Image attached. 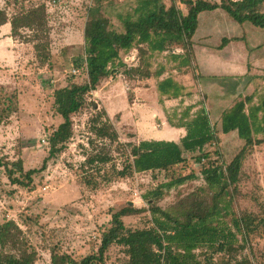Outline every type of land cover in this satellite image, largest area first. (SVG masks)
<instances>
[{
	"label": "rangeland",
	"instance_id": "1",
	"mask_svg": "<svg viewBox=\"0 0 264 264\" xmlns=\"http://www.w3.org/2000/svg\"><path fill=\"white\" fill-rule=\"evenodd\" d=\"M164 1L167 6L171 4V0ZM38 2L40 0H0V8H7L9 15H13L17 7H29ZM96 2L101 3L111 26L122 31L120 15L132 12L137 0H58L56 4H47L51 58L45 65L36 55L30 30L23 28L14 37L10 22L0 27V115L9 105L13 107L10 117L1 118L0 155L10 165L16 163L24 171L38 169L34 173L35 189L28 190L12 185L5 167L0 166V224L15 219L28 232L19 215L24 212L38 216L39 225L28 233L41 253L35 264H51L50 251L45 249L51 242L77 259L97 252L101 233L111 225L112 213L131 202L146 210L124 217L126 225L134 229L153 226L145 194L171 177L196 174L201 168L197 151L189 153L186 161L169 175L165 171L130 170L125 176H119L114 167L122 169L127 162L126 156L117 153L112 163H97L93 170L82 169L89 153L102 147L114 148L110 140L98 139L92 131V119L97 113L107 112L108 116H103L102 120L110 118L124 143L138 142L157 132L162 133V139L179 141L182 137L178 133H186V129L180 131L174 127L186 121L184 112L190 108L193 115L204 106L219 138L204 150L211 154V160L220 156L229 163L243 146V140L236 131L227 134L221 131L222 113L246 95L255 93L258 100L264 92V28L249 21L239 23L221 8L202 12L193 37L194 54L196 49L205 48L215 54V58H207V62L202 63L203 58L199 60L195 54L192 65L195 74H192L191 66L177 68L178 61L172 55L185 51L172 45L150 59L152 71L162 65L165 67L159 78L129 76L128 68L121 66L87 95L84 107L72 117L71 136L44 166L50 152V137L64 120L58 110L64 91L69 85L87 80L86 69L80 65L84 63V29L88 9ZM177 3L187 12L181 0ZM223 38L231 41L221 47ZM132 50L129 58L130 52L122 53L128 67H136L140 62L139 49ZM207 65L219 73H204L202 69ZM167 76H173L184 85L181 97L160 95L158 81ZM98 167L100 171L96 170ZM85 176L90 177L92 184L85 182ZM202 187H206L203 179L194 178L164 190L156 202L168 209L192 192H201ZM237 189L233 209L250 213L255 222L263 219L264 144L247 155ZM209 192L208 188L203 192L208 199ZM41 232L47 234L46 240L42 239ZM196 253L201 256L204 249ZM240 254L248 255L256 264H263L264 224L251 234ZM125 256L121 246L113 245L105 264H120L119 260Z\"/></svg>",
	"mask_w": 264,
	"mask_h": 264
},
{
	"label": "trees",
	"instance_id": "2",
	"mask_svg": "<svg viewBox=\"0 0 264 264\" xmlns=\"http://www.w3.org/2000/svg\"><path fill=\"white\" fill-rule=\"evenodd\" d=\"M51 2L40 0L29 7H17L13 15H9L7 8H0V27L10 22L14 37L23 28L30 30V40L42 65L51 58L47 5ZM181 4L187 6V12L177 0H171L168 6L164 0H137L132 12L120 15L122 31L111 26L100 2L89 7L84 29V63L80 64L86 69L87 80L66 87L64 99L58 107L64 120L50 137V152L44 166L63 149L65 140L71 136L72 117L84 107L87 95L118 72L121 66L128 68L129 76L159 78L165 67L162 65L152 71L150 59L156 53L178 45L185 53L172 55L178 61L177 68L191 66L192 74H195V66H192L195 60L193 37L202 12L221 8L239 23L249 21L264 28V0H181ZM229 41V38H223L220 46ZM136 47L140 54L139 65L128 67L123 62L122 53L131 52ZM157 88L160 95L167 98H179L184 92V85L173 76L160 78ZM255 95H246L222 113L221 131L226 134L236 131L243 140V146L229 163L220 156L211 160V154L204 150L206 145L219 140L204 106L193 115L190 108L184 112L183 120L186 121L177 126L184 127L186 134L179 141L143 139L124 143L110 118L102 120L103 116H108L107 112L97 113L92 119V131L98 139L110 140L114 148L105 150L102 147L89 153L81 165L82 169L93 170L97 163H112L116 161L114 154L117 153L126 156L127 162L122 169L114 167L119 176H125L130 170L138 173L165 171L169 175L176 166L186 161L189 153L197 151L200 152L197 159L201 161V168L196 174L171 177L145 194L153 226L128 227L124 217L146 210L128 203L112 213L111 225L101 233L97 252L77 259L51 242L45 247L50 251V263L105 264L111 246L119 245L126 255L119 260L120 264H256L248 255L241 256L240 253L247 246L251 234L264 224V218L255 222L250 213L233 209L243 162L252 150L264 144V92L258 100H255ZM8 108L2 111L0 122L1 118L10 117L13 107L9 105ZM206 159L208 162H205ZM0 166L5 167L12 185L35 189L34 173L38 169L24 171L16 163L10 165L1 155ZM198 177L206 185L201 192H192L168 209L157 204L156 199L163 195L164 190ZM85 179L87 184H92L90 177L85 176ZM205 188L210 191L209 199L203 194ZM19 219L28 227V232L15 219L0 224V264H35L41 258L38 247L29 237L30 231L39 225L38 216L23 212ZM41 234L46 240L47 234ZM198 249H204L203 255L196 253Z\"/></svg>",
	"mask_w": 264,
	"mask_h": 264
},
{
	"label": "crops",
	"instance_id": "3",
	"mask_svg": "<svg viewBox=\"0 0 264 264\" xmlns=\"http://www.w3.org/2000/svg\"><path fill=\"white\" fill-rule=\"evenodd\" d=\"M199 47V46H198ZM195 54H196V56H199V60L201 59V58H203V60H201L202 61V63L204 62V63H206L207 62V58H209V60H210V58L211 57H213V58H215V54H212L210 51H208L207 49H205V48H202V49H196V52H195ZM209 54H211V56L209 55ZM202 66V65H201ZM203 67V66H202ZM203 72L204 73H206V74H208V73H219V72H216V71H214V70H212V69H210V66L209 65H207L206 67H204L203 69ZM199 82H201V80H199ZM200 85H201V83H200ZM174 128H177V129H179L180 131H183L185 128L184 127H174ZM186 133H185V131H184V133H178V135L179 136H181V137H183L184 135H185ZM163 137H162V133H160V132H157V133H155L154 135H149L148 137H144V139H158V140H161ZM166 138V137H165ZM165 140H169V139H165Z\"/></svg>",
	"mask_w": 264,
	"mask_h": 264
},
{
	"label": "built area",
	"instance_id": "4",
	"mask_svg": "<svg viewBox=\"0 0 264 264\" xmlns=\"http://www.w3.org/2000/svg\"><path fill=\"white\" fill-rule=\"evenodd\" d=\"M56 3H57V0H53V1H52V4H56ZM133 51H134V50H132V51L130 52V55L127 56L128 58L133 54ZM132 58L135 59V56L133 55ZM125 60H126V58H125ZM76 71H77V70L75 69L74 72H76ZM44 140H45V139H44Z\"/></svg>",
	"mask_w": 264,
	"mask_h": 264
},
{
	"label": "water",
	"instance_id": "5",
	"mask_svg": "<svg viewBox=\"0 0 264 264\" xmlns=\"http://www.w3.org/2000/svg\"><path fill=\"white\" fill-rule=\"evenodd\" d=\"M131 203H133V202H131Z\"/></svg>",
	"mask_w": 264,
	"mask_h": 264
}]
</instances>
